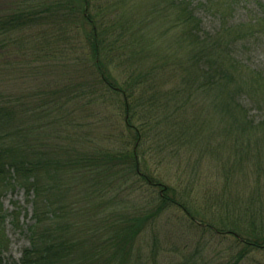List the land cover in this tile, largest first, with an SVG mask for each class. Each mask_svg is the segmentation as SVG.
Returning <instances> with one entry per match:
<instances>
[{
  "label": "trees",
  "instance_id": "16d2710c",
  "mask_svg": "<svg viewBox=\"0 0 264 264\" xmlns=\"http://www.w3.org/2000/svg\"><path fill=\"white\" fill-rule=\"evenodd\" d=\"M196 10L0 0V264H264V75L233 51L257 29Z\"/></svg>",
  "mask_w": 264,
  "mask_h": 264
},
{
  "label": "rangeland",
  "instance_id": "374dc122",
  "mask_svg": "<svg viewBox=\"0 0 264 264\" xmlns=\"http://www.w3.org/2000/svg\"><path fill=\"white\" fill-rule=\"evenodd\" d=\"M192 1L197 9V16L202 20V28L206 32L217 34L225 25L228 27L254 25V29H257L255 35L238 42L233 47V51L248 69L261 72L264 75V0ZM49 79L52 81L57 80L56 82L59 84H66L72 79V70H68L64 74L61 70H57V72L51 73ZM244 104L250 109L251 117L256 122L264 118V114L253 108L254 106L249 99H246ZM170 171L168 169L167 175L171 174ZM213 182L212 178L201 181L204 186H208L209 183ZM3 204L8 213H11L17 204L21 208L19 228H14L10 219H6L3 224L8 240V249L3 257L6 262H11L12 260H18L22 251L29 245L25 236V228L30 224L32 210L21 191L7 195L3 200Z\"/></svg>",
  "mask_w": 264,
  "mask_h": 264
}]
</instances>
